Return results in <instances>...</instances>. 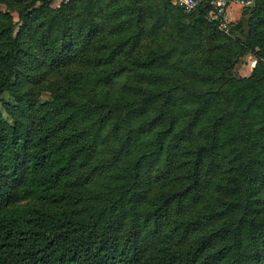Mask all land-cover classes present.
Here are the masks:
<instances>
[{
  "label": "trees",
  "instance_id": "1",
  "mask_svg": "<svg viewBox=\"0 0 264 264\" xmlns=\"http://www.w3.org/2000/svg\"><path fill=\"white\" fill-rule=\"evenodd\" d=\"M77 1L0 0V264H264V0Z\"/></svg>",
  "mask_w": 264,
  "mask_h": 264
},
{
  "label": "rangeland",
  "instance_id": "2",
  "mask_svg": "<svg viewBox=\"0 0 264 264\" xmlns=\"http://www.w3.org/2000/svg\"><path fill=\"white\" fill-rule=\"evenodd\" d=\"M50 1V7L52 9H58L61 7V1L60 0H49ZM146 1V0H145ZM254 0H252L249 4L247 5H239V4H232L228 10L229 13L231 12L232 17H235L238 15V17H241L242 13L244 10L249 9L253 5ZM77 5L82 4V0H79L76 2ZM149 4L146 5L149 9L146 11V19H145V32L143 35V40L141 43V48L142 50H147L151 46H156L162 44L166 40V36L169 30V27L172 23L171 18H168L166 22L163 23H158L157 27L156 25V19L158 15V6L161 3V0H149ZM160 9V6H159ZM0 10L2 11H7L13 21H17V12L14 7L8 6L4 3H0ZM236 19H233L232 25L236 23ZM255 61L253 57L249 54H246L242 56L236 65L234 66L233 73L236 76H246L250 74L252 67L254 65ZM38 91V90H36ZM41 99L44 100L47 98V92H43L40 95ZM5 115V113H4Z\"/></svg>",
  "mask_w": 264,
  "mask_h": 264
},
{
  "label": "built area",
  "instance_id": "3",
  "mask_svg": "<svg viewBox=\"0 0 264 264\" xmlns=\"http://www.w3.org/2000/svg\"><path fill=\"white\" fill-rule=\"evenodd\" d=\"M68 2L69 0H60ZM252 0H170L173 5L182 8L186 13H193L198 9L206 11L208 21L214 22L215 25L224 31L232 26V20L228 15V8L231 4L247 5Z\"/></svg>",
  "mask_w": 264,
  "mask_h": 264
},
{
  "label": "crops",
  "instance_id": "4",
  "mask_svg": "<svg viewBox=\"0 0 264 264\" xmlns=\"http://www.w3.org/2000/svg\"><path fill=\"white\" fill-rule=\"evenodd\" d=\"M232 5V4H231ZM230 5V6H231ZM228 15H229V18L233 21V19H238V15H236L235 17H232L231 15V12L229 13V10H228Z\"/></svg>",
  "mask_w": 264,
  "mask_h": 264
}]
</instances>
